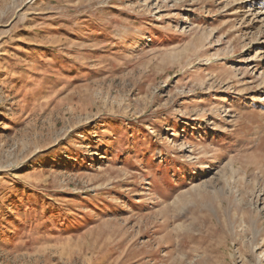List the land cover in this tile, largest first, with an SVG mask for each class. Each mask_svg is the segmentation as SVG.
I'll list each match as a JSON object with an SVG mask.
<instances>
[{
    "label": "rangeland",
    "instance_id": "obj_1",
    "mask_svg": "<svg viewBox=\"0 0 264 264\" xmlns=\"http://www.w3.org/2000/svg\"><path fill=\"white\" fill-rule=\"evenodd\" d=\"M0 264H264V0H0Z\"/></svg>",
    "mask_w": 264,
    "mask_h": 264
},
{
    "label": "bare ground",
    "instance_id": "obj_2",
    "mask_svg": "<svg viewBox=\"0 0 264 264\" xmlns=\"http://www.w3.org/2000/svg\"><path fill=\"white\" fill-rule=\"evenodd\" d=\"M243 216V215H242Z\"/></svg>",
    "mask_w": 264,
    "mask_h": 264
}]
</instances>
